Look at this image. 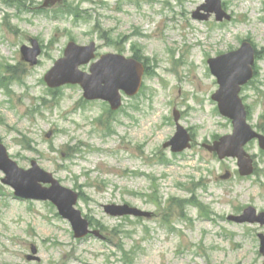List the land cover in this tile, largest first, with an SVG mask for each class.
Returning a JSON list of instances; mask_svg holds the SVG:
<instances>
[{
	"label": "rangeland",
	"instance_id": "obj_1",
	"mask_svg": "<svg viewBox=\"0 0 264 264\" xmlns=\"http://www.w3.org/2000/svg\"><path fill=\"white\" fill-rule=\"evenodd\" d=\"M45 1L0 0V144L22 169L35 161L78 192L77 208L107 239H75L53 205L15 198L0 172V264H264V227L228 220L249 206L264 211V150L256 140L245 146L256 168L242 177L235 158L202 146L233 132L211 98L219 86L207 60L247 40L256 77L241 97L249 124L264 130V0H221L230 22L193 19L206 0ZM33 38L43 50L36 66L20 53ZM71 41L96 42L98 56L142 57L143 93L114 113L79 85L49 89L44 76ZM174 109L193 139L180 154L163 148L176 132ZM125 204L153 215L105 214Z\"/></svg>",
	"mask_w": 264,
	"mask_h": 264
},
{
	"label": "water",
	"instance_id": "obj_2",
	"mask_svg": "<svg viewBox=\"0 0 264 264\" xmlns=\"http://www.w3.org/2000/svg\"><path fill=\"white\" fill-rule=\"evenodd\" d=\"M208 4L200 7L194 13L198 19H207L208 15L200 14L201 10L209 13H216L217 20L222 21L230 17L222 10L219 0H207ZM46 6L48 3L45 4ZM33 48L22 47V55L25 61L36 65L38 56L41 54L39 43L31 41ZM96 47L78 46L74 42L69 43L65 57L56 62L52 70L45 76V81L51 88H57L65 84H80L85 91L88 100L102 99L108 101L113 110L121 106L120 91L128 95H135L141 86L143 67L133 59H126L119 55L108 54L102 56L101 60L93 64L91 74L82 72L81 65L88 64L95 58ZM254 50L248 43L243 44L237 52L209 60L213 74L220 83V90L213 96L219 102V107L225 116L234 121V135L222 138L213 146H207L210 151H215L220 158L237 157L239 160L241 175H250L253 172L252 160L248 158L243 147L252 139L258 138L264 148V137L256 134L246 123V111L239 98L241 85L246 84L253 77L252 66L254 64ZM179 115L176 114V120ZM190 136L187 131L178 126L176 136L165 145L172 146L174 152L183 151L189 147ZM33 168L26 171L20 169L13 162L3 145L0 144V170L4 171L6 178L3 183L15 190V195L25 199L50 200L59 209L60 214L70 220L77 238H83L89 234V222L82 217L80 211L74 206L77 203L78 195L73 191L62 187L53 175L41 170L36 162L32 163ZM43 184H51L50 188L43 187ZM107 213L113 216L134 215L137 217H150L138 209L128 206H107ZM239 223L249 222L264 225V213L257 216L253 208H248L241 217H231ZM94 235L99 233L94 231ZM261 252L264 253V236L260 235ZM33 253L37 250L32 248Z\"/></svg>",
	"mask_w": 264,
	"mask_h": 264
},
{
	"label": "trees",
	"instance_id": "obj_3",
	"mask_svg": "<svg viewBox=\"0 0 264 264\" xmlns=\"http://www.w3.org/2000/svg\"><path fill=\"white\" fill-rule=\"evenodd\" d=\"M18 1H21V0H18Z\"/></svg>",
	"mask_w": 264,
	"mask_h": 264
}]
</instances>
